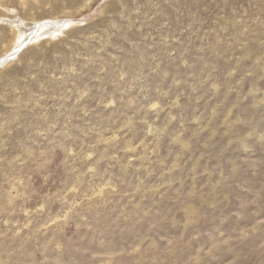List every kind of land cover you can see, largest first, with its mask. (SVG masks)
<instances>
[{"label": "rangeland", "instance_id": "rangeland-1", "mask_svg": "<svg viewBox=\"0 0 264 264\" xmlns=\"http://www.w3.org/2000/svg\"><path fill=\"white\" fill-rule=\"evenodd\" d=\"M5 1L0 264H264V0Z\"/></svg>", "mask_w": 264, "mask_h": 264}, {"label": "bare ground", "instance_id": "bare-ground-1", "mask_svg": "<svg viewBox=\"0 0 264 264\" xmlns=\"http://www.w3.org/2000/svg\"><path fill=\"white\" fill-rule=\"evenodd\" d=\"M1 2H2V0H0V4H3ZM5 5H7V4H5ZM5 8L9 9L11 7H10V5H7L6 7H4V9ZM25 21L19 20V21H16L14 23V26L16 29L15 32L19 33L18 34L19 37L17 38V41H19V42L15 46L14 50H16L19 47L21 48L28 41L39 40L42 37L41 35L46 34L48 32V30L54 31V33H59L60 31L66 30L72 24V22L70 20H66V21H60V20L43 21V22L34 23V24L32 22L29 23V22H25ZM9 50L11 51L12 47L7 48V52H9V54H7V57L4 58V62L8 59V57H10L14 53V51L10 53ZM2 63L3 62L0 61V65Z\"/></svg>", "mask_w": 264, "mask_h": 264}]
</instances>
